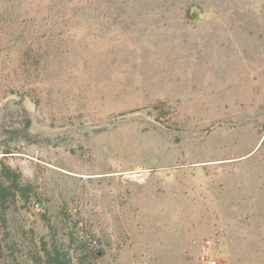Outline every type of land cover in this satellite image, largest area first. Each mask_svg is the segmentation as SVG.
<instances>
[{"label": "rangeland", "instance_id": "rangeland-1", "mask_svg": "<svg viewBox=\"0 0 264 264\" xmlns=\"http://www.w3.org/2000/svg\"><path fill=\"white\" fill-rule=\"evenodd\" d=\"M2 162L0 264H264V0H0Z\"/></svg>", "mask_w": 264, "mask_h": 264}, {"label": "trees", "instance_id": "trees-1", "mask_svg": "<svg viewBox=\"0 0 264 264\" xmlns=\"http://www.w3.org/2000/svg\"><path fill=\"white\" fill-rule=\"evenodd\" d=\"M10 152L12 151H4V153ZM33 192H35L33 184L25 183L21 172L6 162L1 163L0 220L5 227H7L6 211L18 199L28 202ZM39 203L43 205L44 202L40 199ZM43 253L44 255L38 260V264H71V258L57 245L49 247L48 243L43 241Z\"/></svg>", "mask_w": 264, "mask_h": 264}, {"label": "built area", "instance_id": "built-area-1", "mask_svg": "<svg viewBox=\"0 0 264 264\" xmlns=\"http://www.w3.org/2000/svg\"><path fill=\"white\" fill-rule=\"evenodd\" d=\"M209 243V242H208ZM203 260L208 262L209 264H217V260L214 259L211 255H206L203 257Z\"/></svg>", "mask_w": 264, "mask_h": 264}]
</instances>
